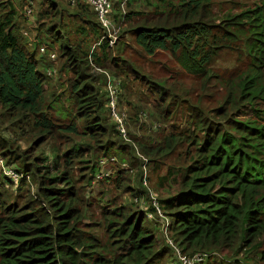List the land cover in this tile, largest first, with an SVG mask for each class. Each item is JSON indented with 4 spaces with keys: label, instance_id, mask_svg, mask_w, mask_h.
Returning a JSON list of instances; mask_svg holds the SVG:
<instances>
[{
    "label": "trees",
    "instance_id": "obj_1",
    "mask_svg": "<svg viewBox=\"0 0 264 264\" xmlns=\"http://www.w3.org/2000/svg\"><path fill=\"white\" fill-rule=\"evenodd\" d=\"M139 1L110 45L83 0H0V264H264V0ZM41 42L58 52L50 95ZM114 146L136 175L116 165L97 180L113 187L104 197L88 188Z\"/></svg>",
    "mask_w": 264,
    "mask_h": 264
},
{
    "label": "rangeland",
    "instance_id": "obj_2",
    "mask_svg": "<svg viewBox=\"0 0 264 264\" xmlns=\"http://www.w3.org/2000/svg\"><path fill=\"white\" fill-rule=\"evenodd\" d=\"M16 1H18V0H16ZM142 1L143 0H141V1H139V5H138V7L142 4ZM216 2H222V1H224V0H215ZM230 2H231V4H235L236 2H238V3H240V4H242L243 6H245V5H250V4H253L256 0H229ZM128 2V0H121V4H120V6H119V8L117 7L116 9H115V12H112V14H111V19H112V24H113V28H114V31L117 33L118 31H119V28L117 27V26H121V24L123 23V13H124V10L126 11L127 10V6H126V4H128L127 3ZM17 4H18V2H17ZM221 3H218V6L220 5ZM222 6V5H221ZM119 10H120V12H123V13H118L119 12ZM24 15L28 18V16L26 15V13H24ZM114 16H118L117 18H115ZM113 19H115L116 21H114ZM27 21V20H26ZM32 25H36V21L34 22V17H30L29 16V18H28V21H27V23H26V28L24 29V33L26 34L27 33V36L30 38V39H32V40H34L33 38H35V36H36V34H35V32L33 31V28H34V26H32ZM31 36V37H30ZM120 37V35H118V38ZM118 38H117V41H119L118 40ZM42 43V46H44V47H46V49H45V51H42V46H41V48H40V51L42 52V53H44V52H46L47 54H48V57L50 58V61L52 62V65H51V68L50 69H53V71H51L52 72V75L54 76V78H53V82H50L49 84H48V89H47V95H50L51 94V92L53 91V88H54V84L56 83L55 82V80H56V78L55 77H57L58 76V73H57V65H58V63H59V59H58V52H57V50L54 48V49H52V50H49V47L47 46V43L45 44V43H43V42H41ZM32 45H34V44H32ZM95 45V44H94ZM94 45L92 44L90 47L91 48H93L94 47ZM116 45V44H115ZM134 48H138V47H136V46H134ZM51 53H55L56 54V56H55V58H53L52 56H51ZM127 55H131L132 53H131V51L130 50H128L127 51V53H126ZM165 55L162 57L163 58V60H167V58L169 57V55L167 54V53H164ZM232 60V57L231 56H225L224 58H223V62H224V64H228L230 61ZM99 68H101V67H98V66H95L94 67V70L93 71H95V73H99L100 72V70H99ZM49 72H50V70H48V74H49ZM58 78V77H57ZM113 80H115V79H113ZM116 81V80H115ZM55 82V83H54ZM60 104V103H59ZM121 114H123V112H120ZM133 129H135V127L133 128ZM139 132V131H138ZM140 136H143L142 135V132H141V130H140V134H139ZM27 142H25L24 143V146H27ZM120 153V155L118 156L117 155V153ZM101 152L99 151L98 152V154H100ZM102 156V155H101ZM100 156V157H101ZM128 158H129V155H128V149H126V148H124L123 149V151L122 152H120V148H118L117 146H114L112 149H110V153L107 155V156H104V157H102V160H101V162L103 161L104 162V166L102 167V169L99 171V172H97L96 171V174H97V177L96 178H94V180H92V184L89 186V188H88V191H90V190H94V189H96V191H104V197H111V188H113L112 187V185L108 182V181H103V184H100V182H97V180H99L98 178H105V177H107V176H111V175H113L114 174V172H115V169H116V165H118V164H121L123 167H128L129 169V172H130V174L133 176V175H136L134 172L136 171V167H134L133 165H131V163L128 161ZM144 160H145V168H146V166H147V168H146V170L148 169V165H149V168H150V164H148V159L145 157L144 158ZM150 163V162H149ZM147 174H148V170H147ZM149 175H150V172H149ZM151 175H152V179H153V181H152V185H151V187H157L156 186V180H158V177H157V172L155 171V169H154V166L152 167V172H151ZM147 177V176H146ZM132 183L133 184H137V182L135 181V177L133 178V180H132ZM150 184V182H148V186H150L149 185ZM103 185V186H102ZM146 186V185H145ZM147 187V186H146ZM103 188V189H102ZM135 188H137L138 190L140 189V191L139 192H144V187H143V184L141 183V185L140 184H137V185H135ZM152 188V189H153ZM152 189L150 190L151 191V196H152V194H154L153 193V191L156 193V189L154 190L153 189V191H152ZM98 191V192H99ZM148 191V190H147ZM98 192H96L95 194H94V196H96L97 195V193ZM146 192V191H145ZM145 192H144V194H145ZM149 192V191H148ZM158 192V191H157ZM159 194H160V192H158ZM87 194V196L88 195H90L91 194V192L90 193H86ZM120 198H121V200H123V201H129V198H130V195L129 194H122V196H120ZM132 201H134V202H136V204L137 205H139L140 206V208H142V209H144V208H146V205H148V203L145 201V199L142 197V196H137V197H134V198H132ZM147 212H148V217L149 218H152V219H154V220H156L154 217H155V215L152 213V212H149V210H147ZM152 213V216H150V214ZM162 218H159V223L161 224H159L158 222H156V221H153V222H155V223H158L159 224V228L161 227L162 228V226H163V224L164 223H166L165 221L163 222L162 220H161ZM164 233H165V236L167 237V240L169 241V243L171 244V246H173L174 248H176L175 247V244L172 242V240L170 239V235H169V233H168V236H167V233L164 231ZM164 238L165 237H163L162 238V240L164 241ZM236 257H240L241 258V255H238V256H236Z\"/></svg>",
    "mask_w": 264,
    "mask_h": 264
},
{
    "label": "built area",
    "instance_id": "obj_3",
    "mask_svg": "<svg viewBox=\"0 0 264 264\" xmlns=\"http://www.w3.org/2000/svg\"><path fill=\"white\" fill-rule=\"evenodd\" d=\"M72 3H74L76 0H71ZM85 3H87L90 7H92L98 14L99 19L101 20L102 24L107 27L109 30H114L113 28V24H112V19H111V14L112 12H114V1L113 0H83ZM26 15L32 17V13H33V9L32 7H28L26 10ZM114 32V33H113ZM112 33H110V45H114L117 41L118 38V34L113 31ZM42 51H45L46 47L42 46ZM51 56L53 58H55L56 54L55 53H51ZM50 72L49 74H52L51 71H53V69H49ZM100 72L102 71L101 68H99ZM115 80L111 79L109 77V81H108V88L110 91L109 94V106L111 108V113H112V117L115 119V121L118 124V129L121 132L122 135H124L125 137L127 136V126L124 122V113L121 114L120 111L118 110V86ZM128 139V138H126ZM1 161V160H0ZM144 172H145V177H144V185L148 186V181H147V170L144 167ZM7 173H9L12 177H14L15 179L18 178V173L13 170L12 168H8L7 169ZM152 198H153V205L155 206L157 212L160 214V216H163V213L160 209L159 206V202L157 200V198L155 197L154 194H152ZM150 216H152V213L150 214ZM176 247V246H175ZM178 250V248H177ZM179 252V250H178ZM180 258L183 260L184 264H194L195 261H199L201 260V255L200 254H196L193 257H186V256H180Z\"/></svg>",
    "mask_w": 264,
    "mask_h": 264
}]
</instances>
